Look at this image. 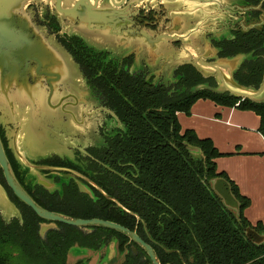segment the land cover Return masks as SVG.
<instances>
[{
    "label": "flooded vegetation",
    "instance_id": "af4514ba",
    "mask_svg": "<svg viewBox=\"0 0 264 264\" xmlns=\"http://www.w3.org/2000/svg\"><path fill=\"white\" fill-rule=\"evenodd\" d=\"M74 1L67 5L63 0L62 5L66 8ZM89 1L95 5L93 9L79 8L69 16L36 2L27 7L29 48L34 59L26 69L29 91L23 86L19 93L36 98L39 106L30 130L17 120L23 123L20 133L16 131L20 124L10 123L14 119L7 106L3 114L6 122L0 123V141L15 181L40 208L72 219L102 220L94 216L128 213L99 185V177L108 169L107 151L115 153L109 145L117 144L124 130L106 105L105 78L122 71L171 91L182 89L185 80L210 91L222 85L224 77L238 85L248 84L251 66L264 61V0ZM59 48L68 57L60 56ZM238 58L241 61L237 62ZM59 59L76 63L81 81L67 82L71 73L65 65L55 67ZM43 97L47 110L41 109ZM18 134L23 140L17 141ZM0 187L17 211L9 209L7 214L0 210L6 224L21 223L25 210L35 215L5 183L1 168ZM109 201L115 205L110 206ZM35 216L41 220L37 231L41 240L68 226ZM42 224L48 229L41 236ZM72 228L88 236L96 228L108 230ZM130 231L141 239L135 230ZM108 232L99 236L102 242H94L93 249L72 247L67 263L123 264L127 255L145 253L128 236L111 229Z\"/></svg>",
    "mask_w": 264,
    "mask_h": 264
},
{
    "label": "trees",
    "instance_id": "16d2710c",
    "mask_svg": "<svg viewBox=\"0 0 264 264\" xmlns=\"http://www.w3.org/2000/svg\"><path fill=\"white\" fill-rule=\"evenodd\" d=\"M251 68L250 83L243 85L255 90L264 76V61ZM105 80L106 105L124 130L118 143L109 145L115 153L107 151L108 169L99 177V185L128 213L94 217L135 230L152 246L161 264H264V244L256 246L245 235L247 228L260 234L264 227L250 225L243 214L249 199L241 196L226 174L217 171L215 161L224 155L209 138H199L192 129L182 131L177 118V113L189 115L196 101L208 99L220 107L253 112L264 138V102L238 100L186 80L182 89L171 91L122 71ZM183 143L199 148L202 156L190 154ZM216 178L229 183L240 206L238 217L210 190L209 181ZM22 216L21 223L6 224L0 218V264H68L72 247L93 249L94 242H102L99 236L109 234L96 228L88 236L62 226L61 232L41 240L37 232L41 220L28 210ZM123 264L151 263L139 252L127 255Z\"/></svg>",
    "mask_w": 264,
    "mask_h": 264
},
{
    "label": "water",
    "instance_id": "95a60500",
    "mask_svg": "<svg viewBox=\"0 0 264 264\" xmlns=\"http://www.w3.org/2000/svg\"><path fill=\"white\" fill-rule=\"evenodd\" d=\"M70 1L73 0H65L67 5ZM37 4H45L50 7H54L55 12L57 14H62L65 16L74 15L79 8L83 10H91L95 7L92 5L89 0H76L71 4L69 7H63L62 3L63 0H0V83L4 80L14 79V77H19L21 75L27 74L26 69H28L29 65L28 62L33 61V57L31 54V48H29L31 42L29 40V18L25 14L27 7L32 3ZM66 55V54H65ZM31 60V61H29ZM36 60V59H35ZM241 61L238 58V61ZM58 69H61L59 66L65 65L59 59L55 62ZM59 65V66H57ZM25 67V69H22ZM198 70L201 72L203 76L206 73H203L202 69L197 66ZM56 71V69H55ZM62 72H64L62 70ZM68 74L70 70L67 69ZM220 73V71L218 72ZM264 75V74H263ZM220 81H223V77L219 78ZM12 81V80H11ZM224 81L222 85L214 90L216 93L227 92L231 96L236 99H247L252 103H262L264 102V78L262 83L259 87L254 90L252 88L244 87L242 85H238L232 78L224 77ZM5 82V83H4ZM3 84L5 85L3 90L1 89L0 84V91L2 95L0 96V109L4 106H9V99L6 100L4 91L8 92L11 89V82L7 83L4 81ZM30 88V87H29ZM87 88V87H86ZM201 88V87H199ZM9 95V94H8ZM87 95H89V90H87ZM186 147V150L195 156L196 158H200L202 156L201 151L199 148L188 145L183 143ZM0 168L3 172V178L5 183L11 189L13 194L19 199L21 202L25 203L35 215L40 217L41 219H46L51 222H60L68 226L72 227H92L98 226L105 229H111L117 231L125 236H128L130 240L136 243L138 246L142 247L152 264H160L156 257V254L151 246L146 244L142 241L134 232L124 229L123 227L119 226L113 222H107L99 219H92V220H83V219H72L62 215H56L51 212L40 208L32 199H30L25 192L20 188L18 183L15 181L11 167L8 164L7 158L4 153V149H2L1 141H0ZM210 190L216 194L222 201V204L225 209L230 210L236 217L240 215L239 210V203L236 200L233 193H231V188L229 183L222 179L216 178L209 181ZM80 190L82 191V186H79ZM1 189V187H0ZM1 193L3 196V200L5 201L6 205L10 207L12 204L6 198L4 191L1 189ZM13 207V206H12ZM2 211V210H1ZM48 227L44 224L40 226V235L42 236L44 231H46ZM245 235L247 239L251 241V243L255 244L256 246H260L264 244V233L258 234L255 230L251 228H247L245 230ZM71 252H73L71 250ZM85 254V253H84Z\"/></svg>",
    "mask_w": 264,
    "mask_h": 264
},
{
    "label": "crops",
    "instance_id": "0c3cea01",
    "mask_svg": "<svg viewBox=\"0 0 264 264\" xmlns=\"http://www.w3.org/2000/svg\"><path fill=\"white\" fill-rule=\"evenodd\" d=\"M27 77L28 76L25 77V75H21L19 77H14V79L4 80L7 83L11 82V89L8 92L4 91V96L6 100L9 99L8 104L9 107H11V115L14 119L10 123L15 125L20 118L21 122L25 123L26 130H30V124L35 121V111L39 106V101L36 102V98H33L31 95H26L23 91L21 94L19 93L23 86L29 91ZM4 81L1 83L3 84ZM4 86V84L1 85L2 90ZM1 93L3 92L0 91V96L2 95ZM199 101L200 100H198V102ZM40 102L41 109L47 110L48 104H46L45 98L44 100L40 99ZM7 106L8 105L3 108L1 107L0 109V123L5 124L6 122L3 114H5ZM218 107L220 108V106L215 105V108ZM229 109L230 111L227 114V119L224 122L221 120L214 121L228 127L223 130L224 136L220 139L213 134L209 135L211 138L209 139L214 143L219 153L224 155L223 157L217 158L215 161L217 171L226 174L236 185L241 196L243 195L249 199L250 204L244 209L243 214L250 225L255 226L256 224H261V226L264 227V138L258 131L259 118L255 115L257 124H253L250 129L245 130L231 123L232 120H236L240 117V114L235 111L238 109ZM36 115L41 116V113L39 112L38 114L37 111ZM183 117V113L178 114V122L181 128ZM23 123H18L20 125L16 131L19 132L21 130V124ZM194 128L198 133V129L196 127ZM16 139L17 141L23 140V136L19 139L18 134ZM2 198L3 196L0 189V199L3 200ZM70 257L71 256H69V258Z\"/></svg>",
    "mask_w": 264,
    "mask_h": 264
},
{
    "label": "rangeland",
    "instance_id": "374dc122",
    "mask_svg": "<svg viewBox=\"0 0 264 264\" xmlns=\"http://www.w3.org/2000/svg\"><path fill=\"white\" fill-rule=\"evenodd\" d=\"M59 50L61 51L60 53H62V55L60 56L68 57L67 54L64 52V50H61L60 48ZM61 62L65 64V66L67 67L68 70H70V73H71V74L69 73L70 74L69 79H66L67 82L71 81L73 83H76L78 81H81V79L78 78L79 73L77 71L78 69H77L76 63L72 62L71 60L70 61L61 60ZM229 75H230V72H229ZM229 111L230 109L224 106L220 108L219 107L215 108V104L208 99L200 100L199 102L196 101L191 106L189 115L184 114L183 121L181 124L182 130L185 131L186 129L192 128L194 132L196 133V135L202 139L210 138L209 136L210 134H213L217 138L221 139L224 136L223 135L224 128H228V127L221 125L220 123H216L214 121L221 120L222 122H224L227 119V114ZM235 111L240 114V117H238L236 120L235 119L232 120L231 121L232 124L239 126V128H243L245 130L250 129V127L253 126V124H257V120L253 112L243 111V110H235ZM194 127L198 129L199 131L198 133L196 132V129ZM10 203L12 205L8 207L5 201L0 199V210H2V213L5 212L8 214L9 209H12L13 210L12 212H15V213L17 212L14 209V207H12L13 203L11 201ZM94 253L90 252V256L94 255ZM88 254L89 253L87 252V255ZM90 264H93V260L91 261Z\"/></svg>",
    "mask_w": 264,
    "mask_h": 264
}]
</instances>
